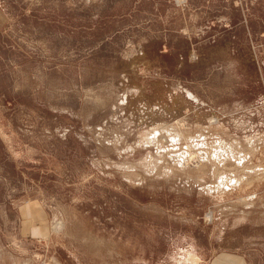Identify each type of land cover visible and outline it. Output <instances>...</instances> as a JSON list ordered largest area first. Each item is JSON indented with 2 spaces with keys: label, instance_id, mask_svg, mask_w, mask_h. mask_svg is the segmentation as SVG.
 I'll return each instance as SVG.
<instances>
[{
  "label": "rangeland",
  "instance_id": "obj_1",
  "mask_svg": "<svg viewBox=\"0 0 264 264\" xmlns=\"http://www.w3.org/2000/svg\"><path fill=\"white\" fill-rule=\"evenodd\" d=\"M0 264H264V0H0Z\"/></svg>",
  "mask_w": 264,
  "mask_h": 264
},
{
  "label": "bare ground",
  "instance_id": "obj_2",
  "mask_svg": "<svg viewBox=\"0 0 264 264\" xmlns=\"http://www.w3.org/2000/svg\"><path fill=\"white\" fill-rule=\"evenodd\" d=\"M217 158V157H216ZM217 176V175H216ZM231 181V180H230ZM219 182V181H218ZM220 186V185H219Z\"/></svg>",
  "mask_w": 264,
  "mask_h": 264
}]
</instances>
